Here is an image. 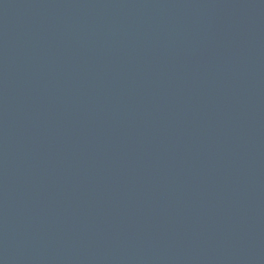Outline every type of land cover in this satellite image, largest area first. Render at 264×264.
I'll return each instance as SVG.
<instances>
[{
	"label": "water",
	"instance_id": "1",
	"mask_svg": "<svg viewBox=\"0 0 264 264\" xmlns=\"http://www.w3.org/2000/svg\"><path fill=\"white\" fill-rule=\"evenodd\" d=\"M0 264H264V0H0Z\"/></svg>",
	"mask_w": 264,
	"mask_h": 264
}]
</instances>
